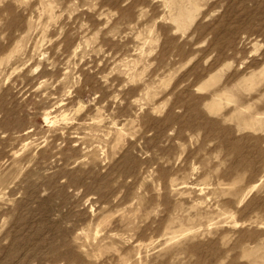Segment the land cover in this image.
<instances>
[{"label": "rangeland", "instance_id": "1", "mask_svg": "<svg viewBox=\"0 0 264 264\" xmlns=\"http://www.w3.org/2000/svg\"><path fill=\"white\" fill-rule=\"evenodd\" d=\"M0 264H264V0H0Z\"/></svg>", "mask_w": 264, "mask_h": 264}]
</instances>
